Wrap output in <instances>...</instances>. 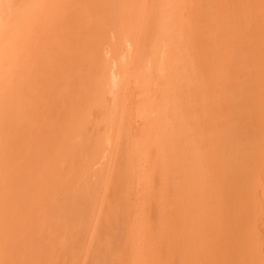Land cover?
<instances>
[{
    "label": "rangeland",
    "instance_id": "374dc122",
    "mask_svg": "<svg viewBox=\"0 0 264 264\" xmlns=\"http://www.w3.org/2000/svg\"><path fill=\"white\" fill-rule=\"evenodd\" d=\"M42 3L0 71V264H264V0Z\"/></svg>",
    "mask_w": 264,
    "mask_h": 264
},
{
    "label": "bare ground",
    "instance_id": "6f19581e",
    "mask_svg": "<svg viewBox=\"0 0 264 264\" xmlns=\"http://www.w3.org/2000/svg\"><path fill=\"white\" fill-rule=\"evenodd\" d=\"M45 1H47V0H45ZM11 1L10 0H0V71L2 70L1 69V67L3 66V60L4 59H9V58H11V60L12 61H15L14 60V54H15V47H14V50H12V45L14 46V44H21V41H23L24 39H25V35H24V33L26 34L27 33V31L30 33V34H32V31L30 32V27L33 25V24H36V22H38L37 21V15L39 14V13H41V16L40 17H42V15H43V18L44 17H47V13H45V12H43V13H45V14H47L46 16H45V14H43L42 13V11H44L43 9H42V7H44V5H43V3H42V0H26V2L24 3L25 4V6L24 7H22L21 8V10L22 11H20V13H22L21 15L19 14V17H21L22 16V18H17V19H14V18H16V17H14L13 16V14H14V12H13V14H10L13 10V7L11 6V3H10ZM21 2V1H20ZM23 4V3H22ZM23 4V5H24ZM21 5V4H20ZM22 5V6H23ZM47 10V9H46ZM19 12V11H18ZM11 15V16H10ZM15 15H16V13H15ZM12 17V19L10 20V17ZM39 16V15H38ZM48 18V17H47ZM16 20V21H14V20ZM39 19V18H38ZM46 19V18H45ZM44 19V20H45ZM49 19V18H48ZM44 20H42L43 22H44ZM47 20V19H46ZM12 23H11V22ZM19 21V22H18ZM39 21H40V19H39ZM15 23H18L17 25H15ZM41 23V22H40ZM46 23V22H45ZM38 24V23H37ZM42 24V23H41ZM44 25V24H43ZM35 26V25H34ZM33 26V27H34ZM42 26V25H41ZM38 28V27H37ZM32 29V28H31ZM37 31H39V30H37ZM30 34H26V35H29L30 36ZM35 34H36V32H35ZM33 35V34H32ZM24 36V39L22 38V40H21V37H23ZM29 36H27L29 39H30V37ZM26 37V38H27ZM27 38V39H28ZM27 39H25L26 40V42H28V40ZM21 40V41H20ZM31 41V40H30ZM30 41L28 42V43H30ZM26 42H24V44L26 43ZM23 43V42H22ZM27 43V44H28ZM26 44V45H27ZM16 49H18V48H16ZM19 50V49H18ZM16 54H17V52H16ZM17 55H16V59H17ZM13 58V59H12ZM6 61V60H5ZM9 61V60H8ZM10 62V61H9ZM5 63V62H4ZM0 86H2L1 85V82H0ZM6 90V89H5ZM2 91V90H1ZM7 91V90H6ZM10 92V91H9ZM1 93V92H0ZM8 93V92H7ZM6 94V93H5ZM3 95V94H2ZM2 95H0V96H2ZM7 95V94H6ZM6 95H4V96H6ZM11 99V98H10ZM1 101H3L2 99H0ZM8 101V100H7ZM10 101V100H9ZM5 105V104H4ZM4 105H2V107L0 108L1 109V111H0V119H3V122L5 121V122H7V121H10V117H12V119L13 120H15L14 118H15V116H14V113L12 112L13 110L9 107L10 106V104H6L5 106V108H3L4 107ZM8 108V109H7ZM6 110H7V112H6ZM9 110H12V111H10V113L12 114L13 113V116H14V118H13V116L9 113ZM7 114H9V115H7ZM24 115V114H23ZM25 115H26V113H25ZM6 118H8V119H6ZM18 119H20V118H18ZM13 120L11 121L12 123H13ZM2 122V121H1ZM15 122V121H14ZM18 123V122H17ZM16 123V124H17ZM15 124V125H16ZM12 125V124H11ZM13 126V125H12ZM9 127V126H8ZM13 139V138H12ZM50 148V147H49ZM68 150V149H67ZM8 170V169H7ZM6 170V171H7ZM8 176H10V175H8ZM12 179V178H11ZM6 184H8V182L6 183ZM4 186H5V184H4ZM6 187V186H5ZM1 190V189H0ZM9 190H10V188H9ZM2 191H4V190H2ZM5 191H6V189H5ZM7 192V191H6ZM9 192V191H8ZM5 193V192H4ZM4 193H3V195H4ZM2 194V193H1ZM14 194V193H13ZM1 196V195H0ZM11 196V195H10ZM13 196V195H12ZM2 197V196H1ZM6 197V196H5ZM4 197V198H5ZM8 197V196H7ZM13 199V198H12ZM14 200V199H13ZM15 201V200H14ZM5 202V201H4ZM7 202H9V201H7ZM5 204V203H4ZM9 206V205H8ZM5 210H6V208H5ZM3 211H4V209H3Z\"/></svg>",
    "mask_w": 264,
    "mask_h": 264
}]
</instances>
